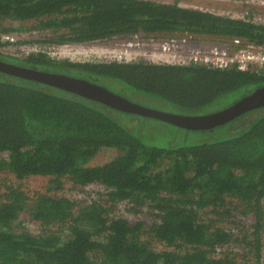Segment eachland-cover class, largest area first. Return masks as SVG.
Wrapping results in <instances>:
<instances>
[{
	"label": "trees",
	"instance_id": "obj_1",
	"mask_svg": "<svg viewBox=\"0 0 264 264\" xmlns=\"http://www.w3.org/2000/svg\"><path fill=\"white\" fill-rule=\"evenodd\" d=\"M252 11L234 18L177 1L0 0V32H49L41 43L52 45L133 34L159 40L182 31L208 44L234 37L259 43L264 22L253 20ZM7 19L18 20V27L3 25ZM9 44L0 38V47ZM0 60L105 87L116 80L123 88L112 91L128 99L144 94L147 107L162 103L163 111L185 115L221 110L264 86V73L229 66L71 61L45 52L0 51ZM137 116L182 135L163 134L164 125L146 132ZM102 148L118 153L91 163ZM0 153L1 173L49 178L46 193L0 184V264H264V106L192 130L0 71ZM64 179L71 191L83 193L93 184L104 191L92 189L91 200L80 202L57 194ZM122 201L135 212L146 208L148 222L112 215ZM242 219L246 226L237 236ZM25 220L38 232L26 229Z\"/></svg>",
	"mask_w": 264,
	"mask_h": 264
},
{
	"label": "rangeland",
	"instance_id": "obj_2",
	"mask_svg": "<svg viewBox=\"0 0 264 264\" xmlns=\"http://www.w3.org/2000/svg\"><path fill=\"white\" fill-rule=\"evenodd\" d=\"M160 2H165V3H173L174 1H177V3L180 6L183 7H187V8H193V9H197V10H203V11H208L214 14H219V15H225V16H231L234 18H245V14L246 11H251L252 12V19L256 20L257 22H264V0H157ZM3 25L5 26H13V27H18L19 25V21L18 20H13V21H8L5 20L3 21ZM0 34L2 36H11L16 40H18L15 43L20 44L22 42V40H28V39H32V38H45L47 39L48 35L51 33L49 32H41V31H37V30H28L25 32H16V31H10V32H0ZM196 35V34H194ZM200 36H197V42H188L185 46H183V49H191V47H197V48H203L205 49L206 47H208V43L206 38H199ZM122 37H113V39L109 40V41H95L92 43H82V44H74V43H70V47L73 46V51H71V53H73V55L69 56L63 53H60V55H54V58H69L72 61H85V60H110V59H119L120 61H125V60H136V59H145V61H152V58H155V54L153 52L152 49H157L156 45L151 46L150 44H148V42L146 40H143L142 42L136 41V40H132V39H121ZM131 38H133V36H131ZM131 43L132 46H136L137 44H140L139 46H141V52H143V49L147 52V54H137L130 56V54H126L127 58H117V54L119 53V48H121V46H124L125 43ZM126 43V44H127ZM41 48L45 49V50H49L50 52L53 49L54 46L56 45H52V44H47L45 43L44 45H39ZM58 46V45H57ZM60 46V45H59ZM33 46L31 45H6L5 47H0V51L5 53V54H17V55H21L27 53V49L28 48H32ZM137 47V46H136ZM23 48V49H22ZM76 51H78L76 53ZM145 52V53H146ZM52 54V53H51ZM153 58V59H154ZM105 85L107 86V88L111 89V90H115V91H120L123 88V85L116 81V80H108L105 82ZM128 95V94H127ZM128 97L135 103H140V104H144L145 106L148 105V100H145V95L144 94H133V95H128ZM150 106V105H148ZM165 104L159 103L158 104V108L163 110L165 108ZM115 112V111H114ZM117 113V112H116ZM120 114V116L122 115V117H129L127 114H123V113H118ZM137 118L142 122H145L147 125H145L144 131H148V129H161L162 125H164L166 127V129H164L162 132L165 135L168 136H172L173 134L175 135V137H180L182 134L181 131H183L182 129H178L177 128H173L170 125L167 124H163L162 122L156 121V120H151L148 118H142V117H138ZM126 124H131V122H126ZM140 124V123H139ZM142 127H140L139 129H141ZM168 129V130H167ZM179 133V134H178ZM186 133V132H185ZM146 134V133H145ZM189 140V139H188ZM190 141V140H189ZM118 153V151H116L113 148H102L96 155L95 157L91 160V163L94 164H100L103 163L105 161L110 160L113 156H115ZM5 156V153H0V157ZM13 175L9 174V173H1L0 171V184L3 183H7V184H11L13 186H20L21 188H23L25 191H27L29 194H33V193H46L47 190H45L46 187L49 186L48 184V180L49 178L46 176H39V175H30L27 176L25 178L22 179H13ZM71 187L72 184L70 183V181H68L67 179H64V185L63 188L59 191H57V194L59 195H66L69 196L71 198L77 199L78 201L80 200V202H84L83 200H85V202H89L91 200V198L94 196L93 192L91 191L93 190H100V191H104L100 185L98 184H93L92 186L88 185L85 186L84 189L86 190L87 193H78L77 191H71ZM0 188H3L0 187ZM91 192V194H89ZM96 198V197H95ZM141 210H143L142 212H135L134 210H131V204L129 202L126 201H122L119 202L117 204V208L114 211V213H112V215L115 216H124L127 217L130 221H135L136 218L140 217L143 218V221L145 220L146 222H148V218L151 217V215H148V210L146 208H142ZM23 216H26L25 218H27L26 214H22ZM250 217V216H249ZM20 218H22V216H20ZM245 220L247 219L246 217L244 218ZM243 220V219H242ZM145 222V223H146ZM244 222V220H243ZM23 224L25 225L26 229H29L31 232H38V230H35V228L31 227V223H29L28 220H25L23 222ZM147 224V223H146ZM245 224V222H244ZM246 226H239L236 227V234L237 236H239L243 230V228ZM55 226H53L54 228ZM57 227V226H56ZM146 227V226H145ZM263 227H264V220H263ZM55 229V228H54ZM261 245H262V257L261 260L264 261V231L262 232V240H261ZM158 248H162V245H158Z\"/></svg>",
	"mask_w": 264,
	"mask_h": 264
},
{
	"label": "water",
	"instance_id": "obj_3",
	"mask_svg": "<svg viewBox=\"0 0 264 264\" xmlns=\"http://www.w3.org/2000/svg\"><path fill=\"white\" fill-rule=\"evenodd\" d=\"M0 71L61 88L125 113L160 119L192 130L212 128L216 125L224 124L249 110L264 106V86L256 88L251 93L221 110L200 115H185L135 103L103 85L85 78L24 67L2 60H0Z\"/></svg>",
	"mask_w": 264,
	"mask_h": 264
},
{
	"label": "built area",
	"instance_id": "obj_4",
	"mask_svg": "<svg viewBox=\"0 0 264 264\" xmlns=\"http://www.w3.org/2000/svg\"><path fill=\"white\" fill-rule=\"evenodd\" d=\"M132 36V40L139 42L143 41L139 34H133ZM0 38L4 39V41H15L13 37L8 35H0ZM40 39L44 40L45 38ZM191 39H194L196 42V35L194 36V34L182 31L181 33L171 34L167 38L159 40L149 37L146 41L151 46H157V49L151 48L155 54V58L153 57L154 59L152 58V60L156 62H166L169 64L194 63L216 68H226L229 66L242 71L249 70L255 73H264V40L255 43L239 37H234L230 38L228 42H223V45L208 44V47L205 49L191 47V49L187 48L184 50L183 46L188 42L191 43ZM126 43L119 48L117 58L125 59L132 55L136 56L138 53L144 55L147 54L144 49L143 52L140 51V44H137L136 47L131 45L132 42ZM70 45L71 44H63L60 46H54V50L51 52L43 48H41V50L47 52L51 56H53V54L59 56L60 53L71 56L73 55V53H71V51H73V46L70 47ZM29 50L30 48L27 50V53ZM77 52L78 51H76V53ZM127 53L130 54V56H127ZM83 193H87L85 189L83 190Z\"/></svg>",
	"mask_w": 264,
	"mask_h": 264
},
{
	"label": "clouds",
	"instance_id": "obj_5",
	"mask_svg": "<svg viewBox=\"0 0 264 264\" xmlns=\"http://www.w3.org/2000/svg\"><path fill=\"white\" fill-rule=\"evenodd\" d=\"M183 7V6H182ZM203 11V10H202ZM208 12V11H207ZM28 31V30H27ZM17 32V31H16ZM23 32H25V31H23ZM1 35V34H0ZM31 40H36V42H34V43H28L29 41H31ZM7 41V40H6ZM9 41V40H8ZM18 40H16V41H9L10 42V44H13V45H15V44H17V45H25V44H27V45H31V46H33L32 48H30V50H29V52H45V51H40L41 50V47L39 46V45H44V44H42L41 43V39H38V38H32V39H29V40H22V42L20 43V44H18V43H15V42H17ZM92 43V42H91ZM74 44H81V43H74ZM54 45H56V44H54ZM57 46V45H56ZM122 47V46H121ZM23 49V48H22ZM29 49V48H28ZM27 49V50H28ZM28 52V53H29ZM47 55H49V56H51L50 54H48L47 52H45ZM51 57H53V56H51ZM62 59H69V58H62ZM70 60V59H69ZM110 60H117V61H120L119 59H110ZM72 61V60H71ZM125 61H129V60H125ZM131 61V60H130ZM154 61V60H153ZM239 70V69H238Z\"/></svg>",
	"mask_w": 264,
	"mask_h": 264
},
{
	"label": "flooded vegetation",
	"instance_id": "obj_6",
	"mask_svg": "<svg viewBox=\"0 0 264 264\" xmlns=\"http://www.w3.org/2000/svg\"><path fill=\"white\" fill-rule=\"evenodd\" d=\"M32 30H33V29H32ZM85 43H87V42H85ZM85 43H84V44H85ZM66 44H70V43H66ZM81 44H82V43H81Z\"/></svg>",
	"mask_w": 264,
	"mask_h": 264
},
{
	"label": "bare ground",
	"instance_id": "obj_7",
	"mask_svg": "<svg viewBox=\"0 0 264 264\" xmlns=\"http://www.w3.org/2000/svg\"><path fill=\"white\" fill-rule=\"evenodd\" d=\"M131 36V35H130ZM141 37V36H140Z\"/></svg>",
	"mask_w": 264,
	"mask_h": 264
}]
</instances>
